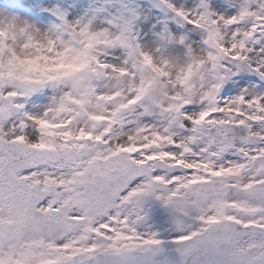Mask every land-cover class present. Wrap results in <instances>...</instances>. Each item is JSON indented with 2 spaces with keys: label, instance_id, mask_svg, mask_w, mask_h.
Returning a JSON list of instances; mask_svg holds the SVG:
<instances>
[{
  "label": "snow or ice",
  "instance_id": "obj_1",
  "mask_svg": "<svg viewBox=\"0 0 264 264\" xmlns=\"http://www.w3.org/2000/svg\"><path fill=\"white\" fill-rule=\"evenodd\" d=\"M0 264H264V0H0Z\"/></svg>",
  "mask_w": 264,
  "mask_h": 264
}]
</instances>
